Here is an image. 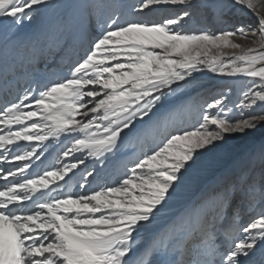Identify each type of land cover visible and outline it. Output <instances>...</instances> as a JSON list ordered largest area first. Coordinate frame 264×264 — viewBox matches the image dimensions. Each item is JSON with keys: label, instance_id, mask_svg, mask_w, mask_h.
Masks as SVG:
<instances>
[{"label": "snow or ice", "instance_id": "snow-or-ice-1", "mask_svg": "<svg viewBox=\"0 0 264 264\" xmlns=\"http://www.w3.org/2000/svg\"><path fill=\"white\" fill-rule=\"evenodd\" d=\"M237 2L253 10L258 27L187 30L184 25L195 9L221 7L193 0H135L126 14L97 15L88 47L69 75L0 103V158L21 162L15 170L0 169V264H132L134 234L152 223L188 162H195L201 150L217 149L228 135H248L264 124V114L226 115L223 98L213 97L195 130L169 133L130 168L125 166L114 183L89 191V171L79 185L84 191H57L84 162L75 153L107 161L105 154L120 147L125 129L132 132L151 120L165 90L195 88L192 74L202 67L249 78L246 106L264 102V16L252 0ZM49 4L0 0V24L18 28ZM168 6H179V11L160 20L142 18ZM236 38L255 46L242 48ZM228 48L240 54L230 55L224 51ZM54 141L68 144L46 166L51 155L46 149ZM250 160L259 161L264 179V144ZM239 179L247 185L248 207L254 211L258 185L247 174ZM259 191L264 200V185ZM229 194V186L214 190L166 237L148 245L138 264H264V209L241 222L242 209L233 207Z\"/></svg>", "mask_w": 264, "mask_h": 264}, {"label": "rangeland", "instance_id": "rangeland-1", "mask_svg": "<svg viewBox=\"0 0 264 264\" xmlns=\"http://www.w3.org/2000/svg\"><path fill=\"white\" fill-rule=\"evenodd\" d=\"M252 2L257 5L258 14L260 16H264V0H252ZM133 3H135V0H116L113 3L115 5L111 6L109 4V0H63L62 2L61 0H57L54 3V6L56 5L57 8L53 9L52 15H54V13L57 15L58 24L62 23L63 25H66L67 22H69V19H67V14H69L68 12H70L72 8L78 7L80 11H93L95 12L96 16L100 15L101 17H104L112 12L126 14L129 11L130 5ZM193 3L197 5L203 3H207L209 5L219 4L221 7L218 10H214L211 7H209L207 10L202 8L195 9L193 18L186 21L184 25L185 29L187 30L218 31L222 28L231 29L234 26L238 27L240 25L250 26L252 28L258 27L259 22L257 16L253 13V10L248 9L246 4H241L237 2V0H193ZM178 11L179 6H168L166 8H161L159 11L147 13L142 18L160 20L163 17L173 15ZM42 13L37 12L34 17H36L37 20L43 19ZM91 20L94 22V19H91V17L87 22L89 30L91 29L94 34V28L92 27L93 22ZM30 22H33V19ZM67 35L69 34L67 33ZM87 36L89 40L91 38L89 33ZM234 42L239 43L242 48L255 46L254 41L248 39L236 38ZM87 47L88 43L85 46H80L79 50L77 51L71 50L66 58H75L78 60L83 54L84 49ZM224 51L230 55L240 54V49L228 48ZM53 54L52 57H48L47 59L49 62L46 70L47 73L50 75L51 73H60L62 76L69 75V68L74 62H70V60L68 61L65 58H63L61 61L60 59L62 56L59 59V56H57L58 53ZM69 54L71 55L69 56ZM212 54L214 53H210V55ZM192 77L194 78V82L197 85L195 88L189 87L186 89L176 90L171 93L165 90L166 94L161 101L160 106L154 109L153 113L150 115H154L157 111H160V113L158 116L151 117L152 121L148 127L138 136V138L134 139L132 142L134 155L130 156V160L123 164H119V162L116 160L114 161L111 159L105 161L104 163H97L94 161L93 164L92 162L90 163V167L87 166V162L85 163V160L89 158L88 154H86V157H83L82 159L84 162L78 165V168L80 166V169H82L80 181L79 183L75 182V184L70 187V189H72L71 192L80 193L84 191L85 188L91 184V182H94L96 185L94 189L103 184H112L124 175V173L127 171V168L132 166V162H134L137 157H139L149 148H153L158 145L169 133L174 132L177 129L195 130L198 127L199 122L202 120V110L206 107L207 103L212 102L213 97H222L223 103L225 105V114L236 119L264 114V102L257 101V104L252 107L246 106L247 101H244L243 92L246 91L250 86L251 81L249 78L242 76H224L216 72H211L206 67H202L199 71L193 72ZM60 78L62 77L52 78L51 80ZM214 78H218L220 81L215 82L213 81ZM242 101H244L243 104L241 103ZM215 111L219 112L220 109H216ZM218 144L219 147L215 150H201L200 154L198 155V158L200 159L198 160L195 157V162H188L189 166L187 167L186 171L184 169L181 170L182 175L179 181L176 183L175 190H169L167 202L156 214L155 219L152 221L153 223L145 224L141 229L142 231L140 230L139 233L134 234L135 243L133 244V252L131 254L133 257L138 256L140 258L139 254L153 242L151 241V235L156 233L161 235L166 231V226L176 225V223L181 219L180 216L182 210L180 214L176 216L174 214L175 212H178L181 207H184L186 203L188 204L192 202V207L195 208L202 201L206 200V198L210 196L214 190H216L214 187L209 186L205 188L204 184L209 179L213 180L214 178H217V176L220 174L221 166L225 161L223 158L224 153L237 155L245 149H260L261 145L264 144V124L259 125L257 129L249 132L248 135H241L239 133L228 135L223 142H218ZM90 159L91 158H89L88 161ZM125 166H127V168ZM89 171L93 172V176L88 177V181L85 184L84 177ZM188 172L190 173L189 175ZM245 173L246 170L240 171L234 175V177L230 178L226 182L227 184L225 183V186L230 187V192L232 188V191L234 190L239 177ZM260 173L261 166L259 164V167L252 177V179L254 178L258 185V190L255 194V201L253 204L254 211L247 207L248 211L242 222H247L250 217L255 216L262 209H264V200L261 199L259 191V186L264 185V179H261ZM81 184H85V188L79 187ZM196 194H200V196L198 197ZM194 198L196 202L192 201ZM240 205H248L247 185L244 189L243 200H241ZM161 213L168 214L164 215L163 217H159ZM164 235L167 236V232H165ZM176 257L177 255L175 258ZM179 258L181 259L180 256ZM184 258L187 259L189 257Z\"/></svg>", "mask_w": 264, "mask_h": 264}, {"label": "bare ground", "instance_id": "bare-ground-1", "mask_svg": "<svg viewBox=\"0 0 264 264\" xmlns=\"http://www.w3.org/2000/svg\"><path fill=\"white\" fill-rule=\"evenodd\" d=\"M55 1L57 0H50L49 5L43 8H40L37 11L39 13L44 12L42 13L43 19L37 20L36 17H34L33 22H29L26 20L22 25L14 29L9 28L6 22L3 24H0V62L3 64L5 68V73H7L9 78L19 77V78H25L26 80L25 81L26 86L24 88L19 89V91L14 92L15 97L22 95L24 90L30 86L33 90H35L37 86H41L47 83L48 81H50L51 78L64 77L60 73L59 74L51 73V75L47 73L46 67L47 65H49V62L47 61L48 57H52L53 53H58L57 56H59V59L62 56V58L60 59L61 61L63 60V58H65L68 61L70 60V62H75L76 61L75 58H71V59L66 58L68 56V53L71 50H75V51L79 50L80 46L82 45L84 46L87 45L88 33L93 34V31L91 29L89 30L87 21L90 17L91 19H94V17L96 16L95 12L93 11L87 12L86 10L80 11L78 7L72 8V10L68 12L69 14H67V19H69V22H67L66 25H63L62 23L58 24L57 15H55V13L54 15H52L53 9L57 8L56 5L54 6ZM62 1L63 0H61V2ZM114 1L116 0H109V4L111 6L115 5L113 4ZM67 33L69 35H67ZM70 55L71 54H69V56ZM213 81L219 82L220 80L218 78H214ZM134 131L135 129L132 132H129L127 129H125V135L126 133H132L129 139L125 141L123 144L120 143V147L115 151V153H109L105 155L106 156L108 155V157H110L111 155H116V154L120 155V154H123L124 152L130 151L131 148L129 147V144H130V139L134 138L135 136ZM124 140L125 138L123 136L121 142ZM56 143L58 142L54 141L51 144V147H48V149H46V152H51V150L54 149ZM258 152H259L258 148L257 149L254 148V149H249V150L245 149L241 153H238L237 155H233V154L230 155L228 153H224L223 158L225 159V161H224V164L221 166L220 174L217 176V178H214L213 180L209 179L204 184L205 188H207L208 186L214 187V189L216 190L223 188L225 186V183L230 178L234 177V175H236L238 172L243 171L242 169L244 168L245 165H250V164L253 165V163L250 160V157H252L254 154H257ZM56 154L57 153L54 152L48 158V160L52 161L54 157L56 156ZM86 154L87 152H82L80 154L75 153V155L79 156L81 159H83V157H86ZM68 159L70 160L71 158H68ZM101 159L103 160V157H101L100 160ZM196 159L199 160L200 158H198L197 156ZM0 160L5 161L2 158ZM9 160L12 163V165H14V167L16 164L21 163L19 161L17 162L13 161L11 157H8L7 161ZM128 160H130V158L127 159V161ZM240 163H242V165L241 167L238 168V165ZM258 163L259 161L257 160L255 164H258ZM78 169L74 170L75 171L74 176H71V174H69L72 179L70 183L67 182V184H64L63 182H60L61 187L57 191H62V192L67 191L66 190L67 186L71 183H74L76 180L80 178L81 175ZM189 174L190 173L188 172V175ZM202 174L205 175L204 173ZM237 183L238 184L235 185L234 190H238V188L242 184L240 179L237 181ZM94 186H95V183L91 182V184L87 186L86 189L90 191L91 189H94ZM53 194L55 195L56 192H54ZM196 196H200V194H196ZM192 201L195 202V198ZM192 204H193L192 202L188 204L186 203L184 207H181L178 210L179 214L182 210L181 216H180L181 219L179 220V218L177 217L179 221H181L182 219H186L188 217L192 209H194L192 207ZM176 213L177 212H175L174 215H176ZM167 214L161 213L159 217L160 216L163 217L164 215H167ZM156 220H159V219H156ZM179 221L178 222L176 221L177 222L176 224H178ZM173 227L174 226L172 225L171 226L168 225L165 227V230H166L165 232H167V235L171 232ZM165 232H163V234L161 235L157 233L151 235V241H155L160 238L166 237V235H164ZM138 258H139L138 256L133 257V255H131L130 259L132 261V264H138V261H137ZM176 258L180 259L179 257H176Z\"/></svg>", "mask_w": 264, "mask_h": 264}]
</instances>
